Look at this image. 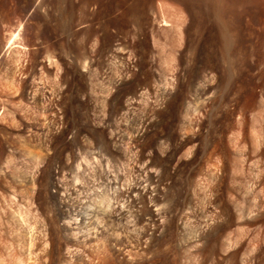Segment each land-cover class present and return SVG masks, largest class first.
I'll return each mask as SVG.
<instances>
[{"label":"rangeland","instance_id":"1","mask_svg":"<svg viewBox=\"0 0 264 264\" xmlns=\"http://www.w3.org/2000/svg\"><path fill=\"white\" fill-rule=\"evenodd\" d=\"M150 5L165 19L155 31L165 48L156 53L160 70L166 69L167 52L176 48L178 56L185 53L179 34L192 39L202 56L197 61L195 55L185 75L178 108L160 119L149 137L127 138L123 152L97 144L91 134L93 144L80 136L65 145L69 125L79 126L70 116V107L77 104L73 95L78 92L86 101L89 89L95 98L91 113L99 119L107 111L101 84L122 72L118 43L135 55L137 23ZM105 23L108 36L102 33ZM74 66L83 70L80 88H71ZM143 73L141 83L148 88L153 84L151 70ZM92 77L101 84L90 89ZM139 89L133 86L123 94L131 97ZM152 92L147 90L141 104L147 109L141 106L134 120L114 116L127 126V136L132 137L134 125L147 115ZM158 132L165 138L176 136L167 141L171 145L163 144L170 146L163 155L156 153L158 146L164 149ZM184 137L187 141L179 139ZM53 138L59 144L54 160L53 144L49 149L44 143ZM4 148L16 155L9 172L19 181L9 185L10 179L1 175L0 201L8 202L5 207L14 201L13 211L37 216L29 220L44 219L38 201H59L61 194L70 195L69 201H84L85 208L105 206L107 199L128 206L126 220L122 215L112 220L108 231L132 258L101 253L95 258L98 264H264V0H0L1 157ZM49 163L57 167L55 181L62 184L57 199L45 194L51 184ZM39 168L43 171L34 191L28 180ZM144 185L151 186V198L140 193ZM179 217L185 222L182 228L175 227ZM158 223L165 228L140 244ZM56 232L41 235V264H81L66 256L55 259L56 244L63 253L73 245L61 228ZM17 261L11 263L22 264Z\"/></svg>","mask_w":264,"mask_h":264},{"label":"bare ground","instance_id":"2","mask_svg":"<svg viewBox=\"0 0 264 264\" xmlns=\"http://www.w3.org/2000/svg\"><path fill=\"white\" fill-rule=\"evenodd\" d=\"M147 9H148L147 12L144 13L139 18L138 23H137V32H136L137 38L136 39L138 43H137V46L135 47V50H136L135 55L130 56L128 54L129 52L127 53L126 49L121 48L120 44L123 45L122 44L123 42L118 43L119 44L118 47L120 48H118L116 52L118 56L124 62L122 72L117 77L112 78L111 81L108 80L109 82L107 81L108 83L104 85L106 87L102 86L101 83L96 82L93 77H92L93 79H90V82H88L87 88L90 87L91 89L95 85H99V84H101V87H103V89L105 88V90L103 91H105L106 95L104 96V99L102 100V102H104L105 105L108 106V108H107V111H105V113L101 116V118L99 117L98 119L97 115L91 113V110L93 108L91 109L90 103L93 99L95 101V98L92 97L93 94L91 90L89 89L86 90V94L84 95L85 97H87L86 101H83L82 96L79 95V93L77 92L78 90H76L78 94L76 93L73 95V100L77 104L75 106L70 107V116L73 118L75 122L79 123V126L75 127L73 126V124L69 125L66 132H64V136L62 139L65 145L73 143L79 138L81 139L80 136L85 137L86 138L85 140L87 141H91V139L88 138L90 137L88 135L91 134L94 137V142H96L97 144L102 143L105 146H107V148H112L120 152L122 150L123 152V150L126 148L125 141L127 138L129 139L132 138L135 140H142V139H145L146 137H149L150 134L155 132L156 128L158 127V122L160 121V119L176 111V109L178 108L179 96L181 93V88L185 81V75H187L186 73H188L189 70L191 69L192 64L195 62L196 57L199 55L198 56L199 59L197 58L198 59L197 61H199L202 59V56L200 53L197 55L196 53L197 50H195L196 48H194L195 44H193L194 41L192 42V39L188 37V39L185 40L184 37L181 34H179L178 38L182 41V44L185 46V50H186L185 53L184 52L180 53V56L176 54L177 52L175 50L177 49L174 47H175V43L177 42L176 41L177 38L175 39V36H174L173 38V40H175L174 41L175 43H173L174 45H172L171 44L172 42L169 41L170 45L173 46L174 50L167 52L168 51L167 49L166 51L167 53L166 55H164L165 57L163 61L166 64L165 66L166 69L160 70L162 68H160L157 65L158 63L156 60V57H157L156 55L158 53L160 55L161 54L160 52L161 51L163 52L165 48L163 50V47L160 46L161 44H159V38L156 37L155 31H157V28L160 27L162 22H165V19L160 20L159 18L160 16H158L156 12V6L150 5L148 6ZM109 32H110V26L107 23H105L102 28V33L103 35L108 36ZM63 42L64 44L63 43L62 44L66 46L69 43V41H66V40ZM11 43L13 44V42H10L9 44L10 46H8L9 48L11 47ZM178 47L179 46H177V48ZM173 51L175 52V54L173 53ZM195 55L197 56L195 57ZM18 58H20V56ZM17 61L19 62L20 59ZM147 69L151 70V80H152L151 82L153 83L148 88H146V86H144L141 83L143 74H144L143 72ZM82 71H83L82 67L80 68V67L74 66L72 70L73 80H72L71 88H74V87L80 88L81 79L84 78ZM133 86H136V87L138 86L140 88L138 92L133 94L131 97H127L128 95L126 96L123 94L124 90L130 89ZM206 87L208 89L210 85L208 84ZM149 88L153 89L152 93H154V97L151 99V101L150 100L147 101L149 102L148 103L149 111L148 113H146L147 114L146 116H143V118L139 116L141 119H139V122L136 125H134V127L132 128L133 129L132 137L127 136V133H128L126 132L127 126L125 127V124H123L121 121L127 118L133 119V117L136 116L139 108L142 109V107H144L145 109H147L146 104L144 106L141 104L146 101V98H148V96L145 97V95H147L146 92L147 90H149ZM6 89L7 88H4L5 91ZM7 93L5 92V94ZM151 94H149V96ZM117 99L124 100V103L122 101L123 104L121 103L122 105H120L119 107L114 105V101H117ZM114 116L115 118L119 116L120 120L121 119L122 120L117 121L115 120ZM70 132L73 134L71 137L68 135ZM164 135L161 133L159 134V132L157 134V138L161 139L162 141V144H161L162 147H163V144H166V143L169 144L167 142L169 141V139L171 140L173 139V137H175L174 139H176V136L174 135H171V136L169 135V138L167 137L165 138ZM179 139L183 140L185 139V137L179 138ZM24 140L27 141V138H25ZM53 140L54 138L44 143L46 144L48 148L51 147V144H53L52 149L55 150V153L53 154L52 159L53 158L55 159V157L58 156L57 150H58L59 144L53 143L54 142ZM185 141L187 140L185 139ZM90 144H93L92 141L90 142ZM165 146L163 147L164 149L162 150H160L161 148H159L158 146V148L156 149V153H158L159 155L168 153L170 146L168 145H167L168 147L167 146L165 147ZM3 152H4L3 155L1 152L2 157L0 156L1 157L0 158V171L2 173L0 174V177L1 175L3 178L8 177L7 179L8 180L10 179V182H11V184L9 185L15 186L14 184L16 183L18 179H16L17 177L13 171L9 172V168L11 167L10 163L13 161V156H16V155L12 153L13 154L12 156L9 150H7L6 152L3 150ZM76 152L77 151L72 152L71 154L72 158L76 157L77 155ZM10 159H12V161H10ZM46 169L50 171L51 184L49 183L50 185L46 188L45 194L49 195L52 198L57 199L56 196H58V194L59 195L61 194L60 186L62 185V184L59 185L58 184L59 182L57 183V181H55L59 171L57 167L53 166L50 163L48 165L46 164ZM172 169H173V172H175L176 169H178V167H176L175 165ZM41 170L42 169L40 168L36 170L33 173V175L30 176L28 180V183L30 182L32 184L30 185H31V188L34 189V191L36 190L34 186L36 183L35 181L39 178L38 175L41 172ZM4 181L5 180L0 181V182H4ZM20 182L22 181L20 180ZM20 182H17V185H19L18 183ZM139 191L141 194L145 196V198H151V196H153L151 186L149 185H144V187L141 188V190L139 189ZM2 192H1V195H2ZM61 195L62 197L60 198L59 196V199H58L59 201H38V204L40 206L44 219L43 220L42 218L40 219L39 216L41 214L38 216V218L42 221L40 220L34 221L35 218L37 219V216H33V215L27 216V217L29 216L34 217V220L32 218H31L32 220L31 219L29 220L27 219L26 216L21 215L22 213H18V211L17 212L13 211L11 209V204L14 201H9L10 203V207L8 206L9 208L4 206V203L6 204L7 201H0L1 203L0 204V264H10L12 261L16 262L17 260L19 262H22V264H41L40 261L43 258L40 257V253L37 250L38 247H40L38 246L39 243H42L41 239H44L43 236L41 238V235L45 231V233L43 234L45 236L48 230L51 231L53 234V232L55 233L58 228H61V230L65 232L66 238L71 240L70 242H73V245L72 243L70 246L67 245L64 251L65 253H63L62 252L63 250L59 246V244H56L54 246V250H55V255L57 257H55V259L61 258V256H64V257L66 256L69 258V259L67 258L69 262L71 261L72 263L79 262L81 264H88L91 258L93 260L95 258H100L101 253L104 254L105 256L112 255L113 257V255H116L117 257L118 255V256H123L124 258H127V259L132 258L133 254L131 251L127 250L125 247H122V245L119 243H113L109 235V231H108L109 224L112 222V220L114 219L116 220L120 218L121 215L125 217V215L128 213L127 211L128 206H125L124 203L122 205L119 202L114 203L112 201H108L107 199L106 204H104L105 206H102L100 204L96 206H87V208H85L86 205H84L85 207L83 206L84 201H69L70 195L68 194H65V195L61 194ZM9 197L11 198V196ZM29 204L30 203L27 202L26 205H29ZM22 206H19V208ZM7 208L9 209L8 211L11 212L9 215L6 211ZM27 211H28V208H27ZM5 214L8 216L7 219L4 218V216L6 217ZM30 214H35V213L32 212ZM125 220H126V217H125ZM183 224H185V222L182 220V218L180 217L176 218L175 220L176 228H182ZM57 225L58 227L56 228ZM8 226L10 229H8ZM6 227L8 230L6 229ZM163 228H165L164 225H160L158 223L154 231H151V232L148 231L146 233L144 232L145 234L143 235L142 239H140L139 243L140 244L148 243L149 241H151L152 239L156 237L158 230L163 229ZM96 261H97L96 259H95V262L91 261L92 262L91 264L96 263Z\"/></svg>","mask_w":264,"mask_h":264}]
</instances>
